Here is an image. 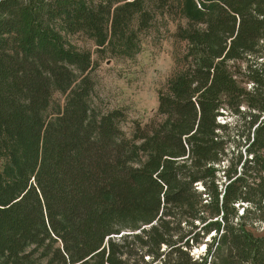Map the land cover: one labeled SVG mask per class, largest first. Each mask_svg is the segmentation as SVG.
<instances>
[{"label": "trees", "instance_id": "trees-1", "mask_svg": "<svg viewBox=\"0 0 264 264\" xmlns=\"http://www.w3.org/2000/svg\"><path fill=\"white\" fill-rule=\"evenodd\" d=\"M159 17L182 48L126 136L68 37L129 58ZM241 105L226 159L218 118ZM249 221H264V0H0V264H264Z\"/></svg>", "mask_w": 264, "mask_h": 264}, {"label": "rangeland", "instance_id": "rangeland-1", "mask_svg": "<svg viewBox=\"0 0 264 264\" xmlns=\"http://www.w3.org/2000/svg\"><path fill=\"white\" fill-rule=\"evenodd\" d=\"M176 23L167 17L157 18L154 24L141 34L139 51L129 58L108 53L100 54L93 40L82 33L68 37L76 49L91 53L94 62L91 72L94 82L91 105L99 113L113 109L122 111L123 119L119 126L126 136L131 135L136 124L143 127L155 116L158 93L165 88L172 75L175 56L182 48V44L174 38ZM250 85L247 83L245 86L249 89ZM53 100L62 103L63 96L55 92ZM240 111L241 114L223 111V115L218 118L220 123H227L228 133L234 138L225 145L226 159L237 153L240 139L238 134L246 133L247 109L241 105ZM247 228L256 235H262L264 221H249ZM203 250L204 245L193 249L195 255Z\"/></svg>", "mask_w": 264, "mask_h": 264}]
</instances>
